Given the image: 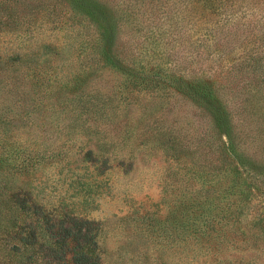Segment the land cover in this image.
Masks as SVG:
<instances>
[{
	"label": "rangeland",
	"instance_id": "rangeland-1",
	"mask_svg": "<svg viewBox=\"0 0 264 264\" xmlns=\"http://www.w3.org/2000/svg\"><path fill=\"white\" fill-rule=\"evenodd\" d=\"M221 5L0 0L2 63L20 87L0 86V151L26 148L35 162L9 186L93 220L103 264H264V0ZM106 27L121 67L144 59L161 64L154 71L217 79L221 105L105 65L94 53ZM18 53L36 56L40 81L11 64ZM212 199L219 215L200 233L192 217Z\"/></svg>",
	"mask_w": 264,
	"mask_h": 264
},
{
	"label": "trees",
	"instance_id": "trees-1",
	"mask_svg": "<svg viewBox=\"0 0 264 264\" xmlns=\"http://www.w3.org/2000/svg\"><path fill=\"white\" fill-rule=\"evenodd\" d=\"M195 1L202 2L203 7L212 8L214 11L218 8L216 2H218L221 7V3H223L224 0ZM262 30L264 31V28ZM105 31L106 37H103L105 40L104 42L102 40L100 43L98 42L100 49L94 53L95 56H100V58L104 59L105 65L112 63V67L116 69H129L130 71L139 68L141 72L135 71V73L139 75L134 74L138 83L147 84V86L155 91L158 85L166 86L167 84L170 86H178V92L182 91L187 93L200 104L205 102L206 106L211 108V110L218 108L215 104L216 102L221 105L220 96L223 91L219 88L217 79H212L210 81L203 78L195 79L188 77L186 79V75L184 74L176 75L174 73H166L162 68H160V72L154 71V68H157L161 64H151L148 60L144 62V59H140L139 61H134L133 59L129 61L124 60L128 68L121 67V64L117 62L119 59L121 60L120 55H117L119 59L115 61L110 56L109 49L106 50V44L108 40L112 38L110 37V32L111 35H114L113 31L111 27H106ZM262 36L264 37V32ZM100 45L104 46L103 50H101ZM101 54H103V56H101ZM22 57L23 56L19 53L11 55L9 56V61H11V64L15 61H20L19 65L27 64L30 71L32 70V75L40 81L38 76L45 72L37 70L38 65L37 62H35L37 61L36 56L32 55L33 59L31 58L30 60H25ZM2 61L3 54L0 53V86L6 82L8 85L13 83L14 86H16L15 90H17L20 87L15 85L14 79H11L12 75L8 72L11 70L10 65L7 63L3 64ZM7 72L9 74H7ZM1 74H3V76H1ZM129 75L132 76L133 73H129ZM1 91L0 87V95L2 94ZM83 92L84 91H82L80 95ZM5 98L9 99L8 96H5L3 99ZM73 98L74 97H71L70 100L73 101ZM18 100H20V98ZM4 101L5 100L1 102L3 103ZM94 106L96 107L97 105L94 104ZM18 112L22 114L23 111L21 110ZM1 113L5 115V113ZM95 123L97 124L95 127H98L99 123L95 121L94 125ZM1 132L2 131H0V139H2L3 142V132ZM4 134H6L5 130ZM26 151V148L15 149L13 151H10V149H3V151H0V176H3L0 181V199L6 197L5 200H7L8 204L7 209H5V206L3 209L0 208V214H2L0 217V264H103V257L97 239L98 227L95 226L93 220L71 215L69 212L59 210L57 207L47 208L43 203L37 200L33 194L34 191L30 189H11L7 178H17L19 174L28 173L35 167L34 158L31 156V153L23 156ZM89 152L92 154V151ZM51 154L52 153L47 152V150H44L41 154V159H37L38 162L41 163L44 159L50 158ZM57 155H54V157ZM88 156L91 157L89 154ZM21 160L23 162H21ZM29 160H31L30 163H32L30 166L24 164V162ZM95 160L100 162L101 159L96 158ZM191 199V196L185 197V201H182V204L191 201ZM212 200L213 201L209 202L208 207L199 205L196 211L201 212H195L192 217L193 225L198 226V231L200 233L203 232L204 227L208 223L216 221L219 215V213H214L213 203H215V201L214 199ZM1 203L2 201L0 200V204ZM189 207H192V204ZM183 226L185 232L187 228L185 222H183Z\"/></svg>",
	"mask_w": 264,
	"mask_h": 264
}]
</instances>
